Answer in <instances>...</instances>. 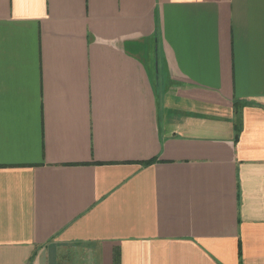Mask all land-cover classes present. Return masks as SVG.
I'll list each match as a JSON object with an SVG mask.
<instances>
[{"label": "crops", "instance_id": "obj_1", "mask_svg": "<svg viewBox=\"0 0 264 264\" xmlns=\"http://www.w3.org/2000/svg\"><path fill=\"white\" fill-rule=\"evenodd\" d=\"M0 264H264V0H0Z\"/></svg>", "mask_w": 264, "mask_h": 264}]
</instances>
